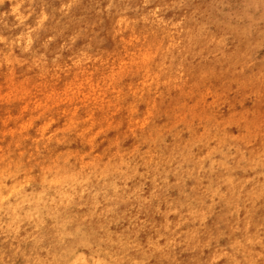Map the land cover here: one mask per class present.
<instances>
[{"label": "rangeland", "instance_id": "obj_1", "mask_svg": "<svg viewBox=\"0 0 264 264\" xmlns=\"http://www.w3.org/2000/svg\"><path fill=\"white\" fill-rule=\"evenodd\" d=\"M2 185L0 264H264V0H0Z\"/></svg>", "mask_w": 264, "mask_h": 264}, {"label": "bare ground", "instance_id": "obj_2", "mask_svg": "<svg viewBox=\"0 0 264 264\" xmlns=\"http://www.w3.org/2000/svg\"><path fill=\"white\" fill-rule=\"evenodd\" d=\"M42 187H41V192H45V191H48L49 188H50V185H48L47 183H44V184H41ZM0 211L3 210V207L5 206H8L10 204H12L10 202V195L17 192L20 188L18 187H8V188H5L3 187V185L0 187ZM6 197V199L4 200V196ZM29 197L26 196L24 199L21 200V202H24L26 200H28ZM33 200H35V197H32ZM4 200V202H3ZM68 258V257H67ZM66 259V258H65Z\"/></svg>", "mask_w": 264, "mask_h": 264}]
</instances>
